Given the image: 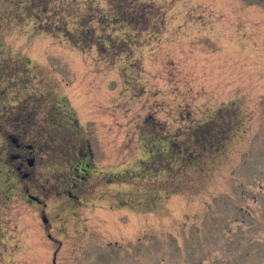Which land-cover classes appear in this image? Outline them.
<instances>
[{
  "label": "rangeland",
  "instance_id": "1",
  "mask_svg": "<svg viewBox=\"0 0 264 264\" xmlns=\"http://www.w3.org/2000/svg\"><path fill=\"white\" fill-rule=\"evenodd\" d=\"M89 6L84 44L0 0V264H264V0Z\"/></svg>",
  "mask_w": 264,
  "mask_h": 264
},
{
  "label": "trees",
  "instance_id": "2",
  "mask_svg": "<svg viewBox=\"0 0 264 264\" xmlns=\"http://www.w3.org/2000/svg\"><path fill=\"white\" fill-rule=\"evenodd\" d=\"M11 1L16 4V15H14L13 18L18 20L25 17L26 20L31 21L36 31L48 33H58L60 31H65L73 38L77 39L78 42H82L84 44L95 42L93 38L96 36V29H94L91 25L92 20L89 19V12L91 13V17H93L95 14L100 15V13L103 12H101V10L97 7L89 6V3L93 2V0ZM76 3L78 5L76 11L78 12V17L81 19L78 22V26L73 28L69 25L68 16H71L75 13L73 11H75L74 9ZM113 4L115 6V10L121 11V13L127 17V20L130 19L132 24L134 22L137 23V19H135V17H139V14L143 12L142 8L145 5V0H113ZM119 18H115L116 22L120 21ZM106 19L107 16L101 14L99 20L103 22L102 26L104 27H106V24L108 23ZM101 38L103 37H98L97 39L100 42L101 47H103L104 50H107V43ZM89 46L91 47V45ZM122 46V44L114 42L110 47L113 49H121Z\"/></svg>",
  "mask_w": 264,
  "mask_h": 264
},
{
  "label": "flooded vegetation",
  "instance_id": "3",
  "mask_svg": "<svg viewBox=\"0 0 264 264\" xmlns=\"http://www.w3.org/2000/svg\"><path fill=\"white\" fill-rule=\"evenodd\" d=\"M15 147H16V152L13 154V156L11 158H14V161H17V162H21L20 165L17 166V170L18 171H21L23 172V175L24 174H29L27 178L30 177L31 173L30 172H24V166H26V158L31 161L32 160V165H29L28 163V166L30 168H33L36 164V158H37V155L34 153V146L32 144H28L27 145V149L29 151L28 154H26L25 150H23V144L20 142V139L18 138V142L15 143ZM84 169H86V167H82Z\"/></svg>",
  "mask_w": 264,
  "mask_h": 264
},
{
  "label": "water",
  "instance_id": "4",
  "mask_svg": "<svg viewBox=\"0 0 264 264\" xmlns=\"http://www.w3.org/2000/svg\"><path fill=\"white\" fill-rule=\"evenodd\" d=\"M30 164H32V160L30 161ZM33 198L37 199V197L33 196Z\"/></svg>",
  "mask_w": 264,
  "mask_h": 264
}]
</instances>
